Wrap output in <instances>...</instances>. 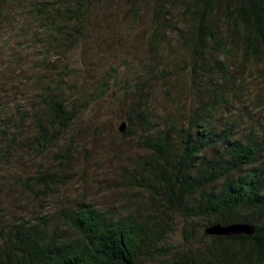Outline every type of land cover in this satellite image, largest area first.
<instances>
[{"label":"rangeland","instance_id":"374dc122","mask_svg":"<svg viewBox=\"0 0 264 264\" xmlns=\"http://www.w3.org/2000/svg\"><path fill=\"white\" fill-rule=\"evenodd\" d=\"M44 1L54 0H0V247L18 225L77 244L72 213L85 208L111 223H142L134 264H169L177 251L211 242L200 236L205 219L162 196L165 182L153 168L161 157L148 143L169 127L176 149L177 129L191 117L206 128L204 157L227 127L233 138L258 142L264 46L231 34L230 0L211 13L217 32L227 28L226 39L196 57L187 22L201 0H76L83 20L63 12L59 28L32 11ZM53 97L75 113L65 130L48 126ZM37 117L48 127L44 147ZM121 120L125 134L117 131ZM263 159L264 143L256 163Z\"/></svg>","mask_w":264,"mask_h":264},{"label":"trees","instance_id":"16d2710c","mask_svg":"<svg viewBox=\"0 0 264 264\" xmlns=\"http://www.w3.org/2000/svg\"><path fill=\"white\" fill-rule=\"evenodd\" d=\"M220 1L201 0L191 7L186 40L195 57L209 42L218 46L227 37V28H219L221 32H217L211 18L216 9L214 5ZM229 2H233L230 5L233 7L225 8V13L232 23L231 34L236 33L240 42L257 40L264 46V0ZM81 6L76 0L64 4L54 0L39 2L31 9L40 19L59 28L57 17L63 12L76 11L77 21L83 20ZM46 103L50 110L48 126L53 130H65L75 116L73 110H67L64 101L57 97ZM134 104L138 108L136 118L143 122L140 105ZM36 123L38 145L44 147L41 141H50L48 127L38 117ZM179 128L176 149L169 142V127L163 137L157 135L155 142L148 143L149 149L161 157V162L155 163L153 168L165 182L162 196L167 195V200L173 198L171 203H177L178 211L206 220L200 236L208 235L204 228L212 223L245 222L253 225L254 231L249 235H208L211 242L201 241L195 247L177 251L169 264H264V159L256 163L259 148L264 143V129L256 142L231 137V128L227 127L210 140L213 153L204 157L200 153L202 136L206 132L204 125L191 117L183 130ZM127 132L128 128H124L121 133ZM239 211H244L241 217H237ZM72 225L79 233V242L72 245L46 238L42 227L16 226L3 237L0 264L135 263L138 243L144 235L142 223L133 220L126 224L111 223L100 211L85 208L72 213Z\"/></svg>","mask_w":264,"mask_h":264},{"label":"water","instance_id":"95a60500","mask_svg":"<svg viewBox=\"0 0 264 264\" xmlns=\"http://www.w3.org/2000/svg\"><path fill=\"white\" fill-rule=\"evenodd\" d=\"M125 128L124 121H120L117 130L122 132ZM254 231V227L251 224L245 222H233L227 224L212 223L204 228V232L211 236H227L244 234L249 235Z\"/></svg>","mask_w":264,"mask_h":264}]
</instances>
